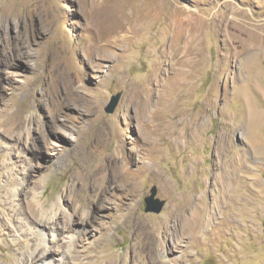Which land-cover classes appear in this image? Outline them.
<instances>
[{
  "label": "rangeland",
  "instance_id": "obj_1",
  "mask_svg": "<svg viewBox=\"0 0 264 264\" xmlns=\"http://www.w3.org/2000/svg\"><path fill=\"white\" fill-rule=\"evenodd\" d=\"M167 2L152 11L151 22L124 48L106 50L108 60L97 61L89 44L111 31L116 19L121 34L127 32L135 25L128 15L150 0H0V264H167L162 255L168 248L172 264H264V51L248 62L244 54L231 52L246 43H264V0ZM177 16L187 19L182 33L201 31L205 60L186 87L178 88L180 79L165 72L161 101L153 90L155 52L179 30ZM26 52L33 56L24 57ZM60 72L75 81V95L69 97L71 106L64 104L57 115L72 118L68 124L82 132L80 146L94 148L91 166L105 163V154L131 152L136 157L140 135L147 133L149 140L144 159L117 162L119 172L134 182L135 195L120 200L108 188L111 207L94 209L93 222L81 215L88 208L73 201L87 197L92 189L88 183L80 180L65 195L79 160L45 127L61 96L50 88ZM139 82L151 88L147 114L126 103L129 86ZM93 93L99 97L98 113L80 98ZM116 94L118 101L107 112ZM78 112L89 115L74 119ZM105 125L117 136L111 130L100 148L92 134L103 132ZM43 136L53 149L44 145ZM27 137L37 138L28 143ZM225 179L230 183L226 191ZM110 180L119 184L118 171L109 168L94 187L102 190ZM152 187L153 199L164 201L159 212L145 211L144 198ZM63 195L61 204L72 217L67 220L57 211L59 231L47 221V239L54 229L59 235L42 258L40 236L29 231L42 225L32 214L50 209ZM173 209L192 216L187 228L195 233L176 247L173 236L180 233L172 229L181 218L169 221ZM133 217L141 224L136 226ZM166 227L171 228L161 239Z\"/></svg>",
  "mask_w": 264,
  "mask_h": 264
},
{
  "label": "bare ground",
  "instance_id": "obj_2",
  "mask_svg": "<svg viewBox=\"0 0 264 264\" xmlns=\"http://www.w3.org/2000/svg\"><path fill=\"white\" fill-rule=\"evenodd\" d=\"M125 2H127V1H125ZM128 3H129V1H128ZM165 4H168L167 0H150V3H148L147 6L138 7L134 12H132L128 15L130 17L132 16L131 18H133L135 25L132 26L131 25L132 23L130 25L128 24L129 25L128 31L124 32V34H121L120 31H123V29H120L121 26L119 25V21L116 19L115 22H113L112 25L110 26L111 31H109V32L107 31L103 34H99L89 44L88 48L91 49L95 53L94 58H96L97 61L108 60L109 56H108V54H106V52H105L106 50H108L112 53L113 50L116 49V47H121V49L124 48L125 44H127L129 41H131L140 32H142L144 30V28L146 27V23L151 22L152 17L155 14L152 11H157V7L162 6V8H163ZM119 5L120 6L122 5L121 2ZM119 7H118V11H120ZM123 9L124 8H122V10ZM122 10L120 11L121 13H123ZM126 16H127V14H126ZM168 16H171V15L169 14ZM111 17H112V15H111ZM177 20H179L181 22L179 30L176 32V34L172 33L171 35L168 36L167 39L165 38L166 40L164 41L162 48H159V50L157 52H155L157 64H156V67L154 69L155 72L153 71L154 73H152V75L154 77V78H152L153 79L152 81H155V88L154 89L152 88V89L157 94L156 99L161 100V101L165 96L163 93V90L165 89V87H164L165 82H164V78H162L163 75L165 74V72L169 73V74H173V75L177 76L178 79H180V82L177 84L178 88L183 87V86L186 87V85L188 84V80H187L188 77L191 75H195L198 72V70H200V68H201L200 65L205 60L204 59L205 57L203 56V52H202V47H201V45H202L201 38H200L201 31L194 30L193 32H191L192 31V29H191V30H188L187 33L184 34L181 32V30H182V28H184L183 23H184V21L186 22L187 19L179 18V16H177ZM131 21L132 20H130L129 22H131ZM169 24H170V22H169ZM174 25H175V23H174ZM261 25H259V26H261ZM168 29H169V27H168ZM251 31H249V32H251ZM165 32H166V35H168L169 30H166ZM110 36H111V39H110ZM112 37H113V39H112ZM182 37L185 38L184 43L180 41V39H182ZM251 43L243 44V46H241L240 48H237V49L230 48V49H232L231 52L233 53V55L235 57L244 54L245 55L244 59H246V61L248 62L252 59L253 55L261 54L264 51V43L263 42L260 41L258 44H251ZM28 56H33V55H32V53L30 54L29 52L24 53V57L27 58ZM162 64H164L167 67V70L164 69ZM151 72H149V73H151ZM60 73L61 74L59 77L56 76V74L54 75L56 77V79L54 80L53 83L51 82L52 85L50 84L51 85L50 88H51V90L59 91V93H61V96H60V99L58 100L59 102L56 103V107L54 110L55 114H53V113L51 114V119L49 117H48V119H46L45 127H46L47 132L55 138L54 140H57L58 142H60L63 149H64V145H68V147H69L68 150H70L69 152L71 153V155H73L76 159L79 160V164H78L77 169H76L77 176L72 178L71 184L69 183L70 185L68 184L69 187L66 190L67 194L65 192V195H68L69 193L74 192L75 191V185L80 180L88 183L89 187H91L92 189H90V193L87 195V197H85L84 199L74 198L73 201H75L78 204L77 206L79 208H84V207L88 208L87 213H85V214L82 213L81 215L84 219L86 218V219L93 222V221H97V217H95V215L92 214L94 209H97V207L98 208H107L109 206L111 207V202L105 193V191H107L108 188H110V191L114 190L117 193V196L119 195L118 198L120 200L127 198L129 196L135 195L136 188L133 185L134 182L133 183L130 182L128 177L124 176L123 174H121L119 172V169H118L119 167L117 166V162H121L123 164V163H128L132 160L139 162L140 160L144 159L145 155L147 154V152L150 148L149 142H148L149 140L147 137V133H143L140 135V137L138 138V141L141 143V147L137 151L136 157H135V154L133 156L131 152H128L129 155H127V154L125 155L122 153L118 157H113L109 154H105L102 156V160L105 163H103V164L96 163L94 166H91L89 164V159H91L93 154L95 153L94 152L95 150L93 151L94 148L89 147V146H80L79 141L82 139V132L80 130H75L72 126H70L68 124V121L72 120V118L69 117L68 119L65 118L64 120H61V119H59V116L57 115V111H59V109L64 104L69 106V107L71 106L69 103V101H70L69 97L75 95L73 92L75 81H72L69 78V76L67 75V73H64V72H60ZM147 81L148 80H146L145 82H147ZM129 87L130 88L128 89L127 96H126V103L128 105V108H130L133 104H135V105H138L139 107H141L144 114H147L148 112H150L153 100L151 99V90H150L151 88L149 89L147 83L145 84L143 82H139V83L132 84ZM97 95L98 94L93 93L92 95H89V96H80L81 99H85L86 103H88L90 105V107L93 109L92 110L93 113H98V111L100 110L99 109L100 104L98 103L99 97ZM88 97H90L91 99ZM154 102H155V100H154ZM209 104H212V100H210ZM86 108H87V105H86ZM74 112H75V109L70 110V113L74 114ZM89 113H90V111H89ZM89 113L81 114L80 112H78L77 113L78 116L75 117L74 119H76V118H82L83 119V118H85V116L89 115ZM10 123L12 124V122H10ZM242 123H244V122H242ZM17 125H18V123L16 124V122L15 123L13 122V127H17ZM249 125L250 124H248V126ZM103 128H104L103 132L100 131L101 129L100 130L98 129V130L94 131V133L92 134V140L94 141V144L98 145L100 148L104 146V144L108 141L109 136L113 134V132L111 133V130H113V129H111L108 125L103 126ZM65 131H72L75 134V137L72 139L69 136V134H67ZM249 132H250V130H249ZM62 133H64V134H62ZM114 136H117V131H114ZM36 138L37 137H35V138L27 137L28 143H33ZM40 139H42V142L44 143V145L50 146L49 149L54 148V145L49 140V138H47L46 136H43ZM37 148H39V147H36V149ZM109 168L113 169L115 173L118 171V176H119L118 182H119V184L116 183L115 180H110L108 187H104V188H102V190L96 189L94 187V183L97 182L99 180V178L105 174V171L109 170ZM226 178L229 180V176H226ZM115 179H116V176H115ZM227 179H225L224 182L221 181L223 183L222 185H223L224 191L227 190L228 184H230V183H227ZM65 195L58 196L56 198V200L52 203L50 209L45 208V207H41L42 210L40 212L32 214V215H35L32 217V220L38 222L37 224L42 225V227L35 225L34 227H30V230H29L30 234L32 236H34V235L37 237L40 236L39 244L41 247L39 248V251H41V252L37 251V253L38 252L41 253L42 258H44L43 254H48V252L45 250V247L47 246V244L48 243H55V240L59 235V232H57V234L55 235L56 231L54 229L55 232L53 231L52 235L49 236V238L47 239V236H45V232H44L47 221L52 220V226H54V228L56 227V229L59 231V225H58L59 219H58L57 215L60 214V212L58 213L57 211L64 212V215L66 214L65 217L67 218V220H70L72 217V215L67 212V209L64 206V204L63 203L61 204V202H63V200L65 199ZM222 201H224V200H222ZM181 212L179 210L173 209L169 213V216H170L169 221L173 222V219H176L178 217L181 218L178 226L175 223L177 228L172 229L173 231H175V232L178 231L180 233L179 234L177 232L179 234V237L173 236V244L175 245V247L178 246L179 244H181L183 242L184 238H186L188 241L189 239L195 237V233L189 234L188 228H187L188 222L191 220L192 216L187 214V212H185V211H183V215H182ZM133 222L136 226L141 224V221L136 217H133ZM170 228L169 227L164 228V230L161 234V237H162L161 239H164L165 235L170 230ZM152 242H153V240H152ZM150 244H151V240L149 242V245ZM149 248L152 249L151 247H149ZM169 250H170V248H168L166 250V252L164 250V254H166V255H164L162 253L163 254L162 257L164 256V258H166L165 260H166L167 264H172L173 260L168 258L169 253H170ZM35 251H36V249L33 250V253ZM149 258H151V257H149ZM160 259H162V258H160ZM45 264H48L47 261H45ZM151 264H152V262H151Z\"/></svg>",
  "mask_w": 264,
  "mask_h": 264
},
{
  "label": "water",
  "instance_id": "obj_3",
  "mask_svg": "<svg viewBox=\"0 0 264 264\" xmlns=\"http://www.w3.org/2000/svg\"><path fill=\"white\" fill-rule=\"evenodd\" d=\"M119 98V94L113 95L106 108L107 112H112ZM156 193V188L152 187L151 194L144 198L145 211L147 212H159L164 205L163 200L153 199Z\"/></svg>",
  "mask_w": 264,
  "mask_h": 264
}]
</instances>
